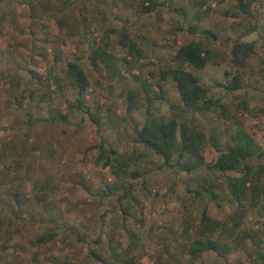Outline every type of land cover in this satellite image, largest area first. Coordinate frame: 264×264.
Instances as JSON below:
<instances>
[{
	"label": "rangeland",
	"instance_id": "1",
	"mask_svg": "<svg viewBox=\"0 0 264 264\" xmlns=\"http://www.w3.org/2000/svg\"><path fill=\"white\" fill-rule=\"evenodd\" d=\"M154 1L146 13L143 0H0V264H119L129 252L144 264H264V200L229 238L236 241L231 253L191 255L197 237L226 240L222 228L202 227V218L230 226L237 206L227 176L207 165L191 172L175 161L164 165L136 133L147 119L188 120L206 132L202 152L211 164L246 131L262 151L251 163L264 167V0ZM124 35L140 55L122 44ZM190 41L212 51L203 69L185 65L210 87L208 97L221 99L205 112L187 110L175 81L162 76ZM238 42L254 44L240 62ZM96 44L113 55L114 68L92 64ZM74 60L89 76L83 100L98 125L69 108L79 96L67 74ZM235 74L241 87L226 89ZM60 112L66 121L56 118ZM102 141L135 175L119 181L113 167L97 163ZM114 183L132 193L107 194ZM201 185L216 200L197 193Z\"/></svg>",
	"mask_w": 264,
	"mask_h": 264
},
{
	"label": "trees",
	"instance_id": "2",
	"mask_svg": "<svg viewBox=\"0 0 264 264\" xmlns=\"http://www.w3.org/2000/svg\"><path fill=\"white\" fill-rule=\"evenodd\" d=\"M146 0H143L142 7L144 12H152L157 7V2L148 0L149 4L146 5ZM244 6V5H243ZM204 34L214 38H218L217 34L211 29H203ZM127 35L122 36L121 42L124 46H128L130 51L141 54L137 49L136 43H128ZM254 52V44L238 42L233 47V54L236 62H240L241 55L248 56ZM212 51L207 48L201 41H190L187 44L180 46L176 52L175 59L177 66L168 68L163 72V78L171 77L177 86L181 99L187 110L193 112L209 111L213 106L221 105V99L214 100L208 97L210 87L205 86L198 75L191 70L187 69L185 65H191L197 69H203L211 60ZM113 55L109 53L102 45L96 44L92 48L91 62L94 66L99 67L101 62L105 63L108 68H114ZM32 75H37L34 72ZM67 74L70 81L78 91L79 96L75 102H70L69 108L85 111L89 114L90 119L98 125L99 121L95 114L90 110L85 109L83 96L87 93L90 81L87 72L81 67L77 61H69L67 64ZM57 86L60 88V79L56 76L54 78ZM241 75L235 74L230 85L226 86L228 90H237L241 87ZM147 92V86H145ZM162 90L161 85H159ZM34 93V92H33ZM33 93L29 96L33 97ZM44 98V97H43ZM45 100V99H44ZM58 120H67V115L61 112L56 117ZM137 141L144 146L151 148L157 155L161 157L164 165H170L173 161L178 162L182 171L191 172L204 165L219 171L227 176V185L231 195V201L237 206V209L231 215V221L228 222L217 221L212 219L206 213L203 214L202 227L206 226L209 230L214 228H222L223 235L226 234V240L223 238L213 239L212 237H197L192 241L190 253L193 257L199 256L204 250H213L221 256H225L233 251L236 241H230L229 238L237 232L243 224V220L249 214L251 208L256 205L259 200H264V183L262 176L264 174V167L259 166L256 168L251 160L255 156L262 154L260 145L254 138L246 131H238L235 135L237 144L235 146H228L225 150L221 151L214 163H206L203 155V146L207 139V134L197 125H192L188 120H179L177 117H170L167 119L155 118L152 120L147 119L141 129L137 130ZM99 156L96 159L97 163L103 164L105 167H113V172L116 177L121 181L123 175L133 174L129 170V164L124 155L118 153L115 149H110L105 146L102 141L99 145ZM186 154H189L193 161L184 163L182 159ZM116 162V166H115ZM115 166V167H114ZM238 173L236 176H231L228 173ZM124 189V194L127 197L132 193L131 187L124 183L108 184L107 194H115L118 189ZM201 189V190H200ZM197 189V193L203 192L210 193L211 197L216 200V194L206 189L201 185ZM119 198H122L120 195ZM16 206L21 207L23 202L16 195ZM127 213V210H126ZM1 226V220H0ZM204 229H200V232ZM228 235V236H227ZM45 238L41 237L40 241ZM79 240L85 241V237H78ZM100 237L94 239L97 243ZM134 245L137 246L136 243ZM238 245H236L237 247ZM116 254V253H115ZM93 255L101 261L106 262V259L94 252ZM261 258L264 259V254L260 253ZM119 259V255H115ZM119 264H144L138 260L135 254L127 253L120 261Z\"/></svg>",
	"mask_w": 264,
	"mask_h": 264
}]
</instances>
